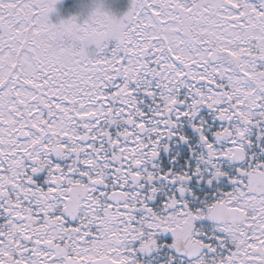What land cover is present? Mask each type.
Instances as JSON below:
<instances>
[{
    "label": "snow or ice",
    "instance_id": "snow-or-ice-1",
    "mask_svg": "<svg viewBox=\"0 0 264 264\" xmlns=\"http://www.w3.org/2000/svg\"><path fill=\"white\" fill-rule=\"evenodd\" d=\"M60 3L0 0V264H264V0Z\"/></svg>",
    "mask_w": 264,
    "mask_h": 264
},
{
    "label": "rangeland",
    "instance_id": "rangeland-1",
    "mask_svg": "<svg viewBox=\"0 0 264 264\" xmlns=\"http://www.w3.org/2000/svg\"><path fill=\"white\" fill-rule=\"evenodd\" d=\"M87 3H90L91 0H86ZM128 0H104L106 7L112 9L114 12H121L127 6ZM81 4L79 0H61V3L58 5L59 15L67 16L73 12L79 11L81 9ZM57 19V14H53V20Z\"/></svg>",
    "mask_w": 264,
    "mask_h": 264
}]
</instances>
